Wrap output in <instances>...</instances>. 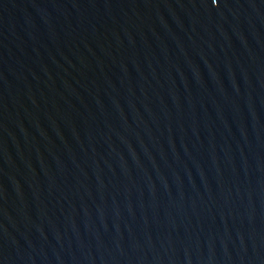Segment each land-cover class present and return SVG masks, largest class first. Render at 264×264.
<instances>
[{
  "label": "water",
  "instance_id": "95a60500",
  "mask_svg": "<svg viewBox=\"0 0 264 264\" xmlns=\"http://www.w3.org/2000/svg\"><path fill=\"white\" fill-rule=\"evenodd\" d=\"M0 264H264V0H0Z\"/></svg>",
  "mask_w": 264,
  "mask_h": 264
}]
</instances>
